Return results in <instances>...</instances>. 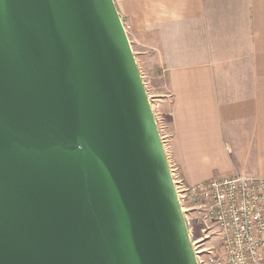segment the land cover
I'll list each match as a JSON object with an SVG mask.
<instances>
[{"label":"water","instance_id":"95a60500","mask_svg":"<svg viewBox=\"0 0 264 264\" xmlns=\"http://www.w3.org/2000/svg\"><path fill=\"white\" fill-rule=\"evenodd\" d=\"M0 264H198L114 0H0Z\"/></svg>","mask_w":264,"mask_h":264},{"label":"crops","instance_id":"0c3cea01","mask_svg":"<svg viewBox=\"0 0 264 264\" xmlns=\"http://www.w3.org/2000/svg\"><path fill=\"white\" fill-rule=\"evenodd\" d=\"M114 1L134 52L165 79L182 179H264V0Z\"/></svg>","mask_w":264,"mask_h":264},{"label":"built area","instance_id":"2783aa9c","mask_svg":"<svg viewBox=\"0 0 264 264\" xmlns=\"http://www.w3.org/2000/svg\"><path fill=\"white\" fill-rule=\"evenodd\" d=\"M162 139L198 264H264V179L239 175L188 185ZM190 214L203 226L198 240Z\"/></svg>","mask_w":264,"mask_h":264},{"label":"rangeland","instance_id":"374dc122","mask_svg":"<svg viewBox=\"0 0 264 264\" xmlns=\"http://www.w3.org/2000/svg\"><path fill=\"white\" fill-rule=\"evenodd\" d=\"M138 66L144 78L146 88L149 92V96L152 100L153 108L157 117V121L161 132L167 137L168 143H170V125H169V110L171 98L166 89L165 79L159 73V69L153 61L154 58H141L142 56L135 53ZM161 96L164 98V102H161ZM190 224L192 225V234L194 239L198 240L203 237L201 234L202 225L194 220V216L190 214Z\"/></svg>","mask_w":264,"mask_h":264}]
</instances>
